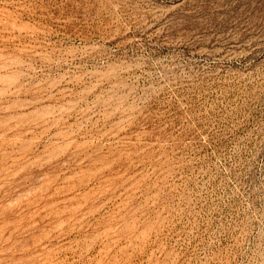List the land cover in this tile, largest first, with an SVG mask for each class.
Here are the masks:
<instances>
[{"label": "rangeland", "instance_id": "1", "mask_svg": "<svg viewBox=\"0 0 264 264\" xmlns=\"http://www.w3.org/2000/svg\"><path fill=\"white\" fill-rule=\"evenodd\" d=\"M0 264H264V0H0Z\"/></svg>", "mask_w": 264, "mask_h": 264}]
</instances>
